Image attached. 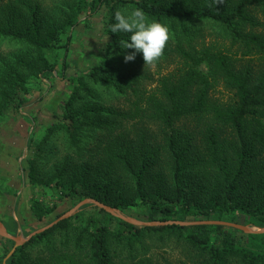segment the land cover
Returning <instances> with one entry per match:
<instances>
[{"label":"trees","instance_id":"1","mask_svg":"<svg viewBox=\"0 0 264 264\" xmlns=\"http://www.w3.org/2000/svg\"><path fill=\"white\" fill-rule=\"evenodd\" d=\"M91 2L92 12H110L107 46L88 72L67 78L71 91L36 144L29 183L40 184L44 145L59 135L65 155L51 178L59 201L90 198L122 212L143 207L148 222H233L239 213L264 228V23L255 15H264V0H229L217 9L170 0ZM88 3L74 0L59 25L47 24L36 7L0 24V42H16L26 50L20 56L27 54L0 77L2 105L14 104L29 73L51 72L46 53L59 47L61 32L75 26ZM134 9L171 36L163 56L174 70L150 90L137 69L114 64L115 55L133 51L124 48L130 34L111 31L114 14ZM199 22L217 26L208 42ZM218 87L228 101L212 96ZM102 96L122 97L127 108L105 107ZM31 207L42 222L56 206L34 201ZM158 243L184 253L183 260L163 264H264V234L223 225L138 227L95 207L33 236L6 264H160L147 256Z\"/></svg>","mask_w":264,"mask_h":264},{"label":"rangeland","instance_id":"2","mask_svg":"<svg viewBox=\"0 0 264 264\" xmlns=\"http://www.w3.org/2000/svg\"><path fill=\"white\" fill-rule=\"evenodd\" d=\"M87 1L89 3L84 12L79 15L75 26L61 32L59 47L46 53L52 64L51 72L46 73L45 76L40 73L37 77L35 73H29L25 88L14 94V104L5 107V104L0 103V222L10 235L20 239H25L36 230L49 225L57 219L55 217L57 214L61 216L85 200L76 203L69 199L59 201V192L51 182L55 166L65 155V147L62 145L59 135L51 137L47 145H44L45 152L41 154L43 158L38 162L39 177L42 183L40 182L39 185L29 183L27 165L29 160L34 159L37 155L36 144L42 140L46 130L54 122L53 115L61 114L63 103L71 91V85L68 84L67 78L88 72L91 67L97 64L107 46L106 29L110 12L105 8L92 12L90 9L92 0ZM170 1L193 6L210 5L216 9L226 8L229 2V0H225L223 5L215 6L212 5V0ZM73 3L74 0H0V24L5 25L10 19L13 21L15 17H23L27 14L26 11L36 7L40 10L44 20L48 21L47 24L59 25L62 21L61 17L68 13ZM121 11L125 14L130 13L125 10ZM255 15L264 23V15L257 11ZM196 25L201 28L207 42L214 37L212 33L217 27L215 24L199 22ZM22 51L26 52L16 42L10 40L0 42V77L15 67L14 63L17 65L20 57H27V54L20 56ZM125 55L128 54L115 55L114 64L121 69L131 68L133 73L135 68L145 75V78L140 79V84L146 90L154 88L159 77L170 73L175 67L171 59L165 56L156 63L155 67H150L144 65L143 58L138 60V57H135L138 61L135 65L134 60L132 63H130L131 61L126 63ZM63 61L66 64L65 71L62 69ZM253 65L259 67L255 61ZM212 96L222 102L228 101L229 98V94L221 87H218ZM101 99L105 107L127 108L122 97L109 101V98L102 96ZM90 139L92 137L88 136L84 140V146L87 149L90 148ZM65 190L66 188H64ZM34 201H39L45 208L56 206L55 210L42 222H38L31 207ZM94 207L91 204H86L77 213ZM122 213L128 217L148 222L143 207H134L130 211ZM233 222L249 226L254 230L260 228L253 224L250 217L239 213L234 215ZM0 238L4 237L0 236ZM4 239L6 244L0 240V264H6L10 257L9 254L12 251L14 253L20 247H15L13 241L12 246L7 245L8 239ZM3 254L5 255L2 257ZM147 256L160 264L184 259L181 248L162 243L156 244Z\"/></svg>","mask_w":264,"mask_h":264},{"label":"clouds","instance_id":"3","mask_svg":"<svg viewBox=\"0 0 264 264\" xmlns=\"http://www.w3.org/2000/svg\"><path fill=\"white\" fill-rule=\"evenodd\" d=\"M225 0H212V5H223ZM116 23L111 25V31L130 34L129 42L124 43L125 49L133 50L124 56L127 63L133 61L137 53L142 54L144 65L155 67L163 57L164 49L171 38L169 29L156 21H148L145 13L134 9L125 14L117 10L114 14Z\"/></svg>","mask_w":264,"mask_h":264},{"label":"water","instance_id":"4","mask_svg":"<svg viewBox=\"0 0 264 264\" xmlns=\"http://www.w3.org/2000/svg\"><path fill=\"white\" fill-rule=\"evenodd\" d=\"M86 204H91L99 209L104 210L105 212H107L108 214H110L113 217H116L126 223H129L131 225H135L138 227H150V226H163V225H168V224H178V225H223V226H228L237 230L242 231L243 233L249 235V234H264V228H256L255 230L252 229L249 226H244V225H240L238 223H234V222H228V221H199V222H145V221H140L131 217H128L126 215H124L119 209L104 205L103 203L94 200V199H85L83 201H81L80 203H78L73 209H71L70 211L64 213L63 215H61L60 217H58L55 221H53L52 223H50L49 225L36 230L35 232L31 233L28 237H26L25 239H20L17 237H14L12 235H10L8 233V231L6 230L5 226L0 222V236L11 240L15 243V247L17 246H21L24 243L28 242L33 236L38 235L40 233H43L44 231L52 228L54 225H56L57 223H59L60 221H63L65 219H68L70 217H72L73 215H75L82 206L86 205ZM15 250V248H14ZM13 253V251L9 254V256Z\"/></svg>","mask_w":264,"mask_h":264}]
</instances>
